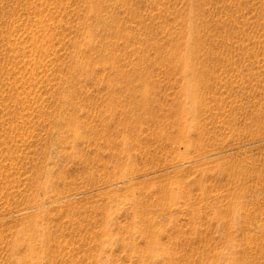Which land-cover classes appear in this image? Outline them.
Masks as SVG:
<instances>
[{"label":"rangeland","instance_id":"374dc122","mask_svg":"<svg viewBox=\"0 0 264 264\" xmlns=\"http://www.w3.org/2000/svg\"><path fill=\"white\" fill-rule=\"evenodd\" d=\"M0 264H264V0H0Z\"/></svg>","mask_w":264,"mask_h":264}]
</instances>
